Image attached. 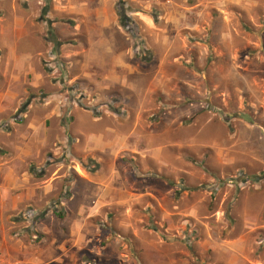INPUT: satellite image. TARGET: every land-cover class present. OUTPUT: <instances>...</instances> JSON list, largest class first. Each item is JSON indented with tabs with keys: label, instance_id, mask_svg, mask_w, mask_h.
<instances>
[{
	"label": "rangeland",
	"instance_id": "1",
	"mask_svg": "<svg viewBox=\"0 0 264 264\" xmlns=\"http://www.w3.org/2000/svg\"><path fill=\"white\" fill-rule=\"evenodd\" d=\"M55 1L0 0V16L31 7L66 20L65 0ZM181 1L115 0L135 37L118 25L113 43L144 70L121 105L127 113L113 107L114 125L129 135L115 156L73 158L70 109L109 110L63 81L59 53H44L35 89L1 58L0 264H264V0L247 10L187 0L201 5L199 16L162 19ZM69 38L64 47H76ZM51 39L46 52L61 47ZM155 70L170 79L152 81ZM83 174L85 209L66 210Z\"/></svg>",
	"mask_w": 264,
	"mask_h": 264
},
{
	"label": "crops",
	"instance_id": "2",
	"mask_svg": "<svg viewBox=\"0 0 264 264\" xmlns=\"http://www.w3.org/2000/svg\"><path fill=\"white\" fill-rule=\"evenodd\" d=\"M23 1H26L23 4L26 5L25 3L30 4L39 0ZM62 1L55 2L60 4L59 2ZM181 3L180 7L171 9L173 11L168 13L169 16L165 18L161 16L162 19L168 21L173 18L174 22L199 16L197 9L201 6L200 4H189L187 0H182ZM230 4H237L242 10H247L255 5V2L254 0H215V6ZM114 5L115 0H65L63 8L67 19L63 21H58L51 14L40 18L30 9L31 7L26 10L29 14H26L23 9V15H12L9 18L0 16V60L2 58L6 71H15L23 78L22 80L28 78L29 86L35 89L41 87L46 78L39 63L44 53L53 52L50 56L53 58H56V54L59 53L66 61L65 70H61L62 65L59 63L55 62L53 65L58 68V71H62L61 78L64 82L68 85L77 84L76 86H80L85 95L94 93L93 96L98 101L117 99L120 112L127 113L121 105H124L122 104L124 102L128 105L130 102V93H134L133 82L142 77L144 70L141 71L136 65L130 63V48L116 46L113 43L115 35H119ZM67 8L72 10L67 12ZM171 13H174V17H171ZM140 16V20L148 29L154 28L152 19L146 15ZM67 22L73 23V27H68ZM89 34L94 38L96 44L93 43L97 47L90 46ZM46 35H50L60 44L68 37L70 40H79V43L76 47H70L71 49L64 47L62 43L56 51L51 49L46 52L44 51ZM8 37L12 41L8 42ZM162 65L159 63L155 67L160 68ZM152 76V81L155 82L170 79L168 74L160 75L157 70ZM99 114L98 117H93L87 112L72 108L64 117V129L72 140L70 151L73 158L75 156L95 158L94 156L102 153L105 155L106 152L110 156H115L117 151L127 147L128 133H121L118 130L120 126L114 125L116 121L114 118L117 116L109 111L99 112ZM52 115V118H59L57 110L53 111ZM76 162L75 165L78 167L79 163ZM79 170L80 173L83 172ZM88 181L84 174L74 176L70 190L71 197L68 202H65L66 204H62L67 207L66 210L73 208L78 212L84 211L85 205L80 202L82 194L76 190V185H84ZM31 211L35 212L34 209L28 210V212Z\"/></svg>",
	"mask_w": 264,
	"mask_h": 264
},
{
	"label": "trees",
	"instance_id": "3",
	"mask_svg": "<svg viewBox=\"0 0 264 264\" xmlns=\"http://www.w3.org/2000/svg\"><path fill=\"white\" fill-rule=\"evenodd\" d=\"M125 12H126V11H125ZM116 15H117V20H118V25H119V27H121L124 31H126L127 34L130 36V38L133 39V38L135 37V33H134V31L129 30V27H130V25H131V19H130V18H127V17L125 16V14L121 11L119 5L116 6ZM50 39H51V37H50ZM49 41H51V42H53V43L55 42L54 39H51V40H49ZM54 44H55V43H54ZM76 85H77V84H74V86H76ZM74 86H73V87H74ZM72 89H73V88H72ZM115 104H118L117 99H111V98H110V99L107 100V103L105 104V107H106L111 113H114V114L118 115V114H119L118 111H117L116 109L113 108ZM88 111H90V112L92 113V116H93V117H98V116H99V113L96 112V111L93 110V109H91V110L88 109ZM55 214H56V216L59 217V218H62V216H63V215L61 214V212H59V211H56Z\"/></svg>",
	"mask_w": 264,
	"mask_h": 264
},
{
	"label": "built area",
	"instance_id": "4",
	"mask_svg": "<svg viewBox=\"0 0 264 264\" xmlns=\"http://www.w3.org/2000/svg\"><path fill=\"white\" fill-rule=\"evenodd\" d=\"M25 215H26V216H24L25 218H27V217L30 218L34 215V212L33 211L27 212Z\"/></svg>",
	"mask_w": 264,
	"mask_h": 264
}]
</instances>
